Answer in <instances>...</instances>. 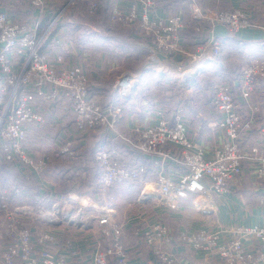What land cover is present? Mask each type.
<instances>
[{
	"label": "built area",
	"instance_id": "obj_1",
	"mask_svg": "<svg viewBox=\"0 0 264 264\" xmlns=\"http://www.w3.org/2000/svg\"><path fill=\"white\" fill-rule=\"evenodd\" d=\"M76 1L9 0L20 6L23 14L0 10V160L23 174L40 176L49 155L35 157L26 144L28 125L45 124L36 97L53 102L64 96L81 136L88 132L111 136L94 151L100 200L88 198L89 202L81 203L78 197L82 195H56L40 183L46 191L43 203L11 207L12 199L25 195V189L11 188L0 181V264H70L67 255L52 251L58 241L53 226L94 232L89 264H111V260L127 264L129 251L122 241L124 222L115 219V212L105 198L106 189L114 183H141L150 174L154 177L155 193L143 192L139 198L142 201L151 199L154 207L176 209L180 202L196 194L202 197L203 204L200 207L194 201L191 205L194 211L206 207L216 214V197L236 184L245 168L253 181L264 182V121L252 100L264 83L262 59H252L243 66L232 84L213 85L211 103L215 114L207 121L212 145L208 138L189 135L193 117L185 115V105L174 102L170 91L168 105L156 100L149 107L148 123L122 131L124 115L118 101L137 95V75L122 72L106 90L107 102L103 104L91 89L96 81L88 77L80 64L66 66L56 45L43 47ZM250 1L264 4V0ZM97 5V0H90L89 11L96 10ZM154 5L155 0H126V3L112 0L110 22L122 28H136L131 35L146 52L147 60L156 66L152 68L156 75L164 76L168 83L176 81L183 91L190 90L200 73V62L207 56L216 60L221 42L213 35L202 36L190 49L191 45L183 42L182 31L187 25L182 16L176 13L158 17ZM190 15L193 27L198 22L206 23L208 30L222 25L230 35L251 28L264 31V25L243 6L211 8L195 5L191 0ZM193 64L195 72L190 69ZM169 70L179 78L168 77ZM244 109L248 110L247 115ZM115 138L134 154L132 164L122 160L120 148L113 142ZM77 140L61 139L58 153L72 162L78 156ZM27 219L40 222L44 228L32 229ZM170 231L169 226L157 219L149 222L141 235L160 264H190L169 249ZM178 239L223 264H264V226H226L214 217L209 226L181 231ZM65 245L68 248L70 240ZM68 252L69 255L74 251Z\"/></svg>",
	"mask_w": 264,
	"mask_h": 264
},
{
	"label": "crops",
	"instance_id": "obj_2",
	"mask_svg": "<svg viewBox=\"0 0 264 264\" xmlns=\"http://www.w3.org/2000/svg\"><path fill=\"white\" fill-rule=\"evenodd\" d=\"M3 1L5 0H2V2ZM6 1L8 2L9 0ZM117 1L120 3H126V0ZM194 3L199 6H209L211 8L221 9L243 6L250 9V12L254 14L257 21L264 25V4L256 1L248 0L242 2L236 0H220L218 3H215L211 0H194ZM0 6H2L0 10L7 9L13 14H23L22 9L11 8L9 7V3L6 7L5 3ZM190 8L191 0H155L154 13L158 17H164L165 15H172L176 13L181 15L187 25L182 31L183 42H185L186 46L191 45L190 49L194 48V44L196 45V42L200 40V37L213 35L220 40L221 46L228 44L229 41H234L235 43L242 45L241 47L244 45L243 52L240 55L241 58H239L243 59L245 57H250L246 61L245 65L255 58H260L264 61L263 30L255 28L243 29L235 35H230L222 25H216L213 29L211 28L208 30V25L206 23L198 22L195 23V27H193ZM68 11L69 10L65 12L63 18L59 24H57L56 29L51 33L43 47L46 48L49 45L47 47L49 49L51 46L55 47L56 44L58 49L57 50L55 48L56 51L61 53L64 57V65L71 66L80 64L84 68L88 77L91 80L93 79L96 81V84L93 85L91 89L92 92L100 97L103 104H106L107 102L106 90L109 88L111 83L121 75L122 72L129 71L137 75L139 83L137 95L130 98H120L118 101L120 106L123 108L124 115L120 128L122 131H128L136 125H144L148 123L149 120L147 110L149 107H153L156 100L161 99H158L159 97L155 95L152 96V99L144 98L143 95L145 93H139L140 89L146 83V77L142 76L141 73L131 71L129 67L124 65L127 60L134 59L135 57L130 54H123L122 50L119 52L113 51L112 48H114V46L112 43L114 42L107 41L105 38L93 39V36H88V33L84 31L85 29L82 30L83 27L80 23H76V25H74L73 21H67L66 18L69 14ZM125 36L131 41L132 45L139 48L133 35L128 33ZM246 47L249 48V50ZM232 48L234 49L233 45ZM214 61L215 60H211L208 56L203 58L200 62L201 66L199 68V75L203 72L202 70H205V68H209L210 65H213L215 63ZM190 69L193 72L197 71L195 64L191 65ZM153 72L155 73V71ZM166 75L174 80L179 78V76H176V73L171 70H169ZM237 77L238 76H235L232 80H236ZM164 80V82H166L167 79L164 78ZM171 83L172 82L168 84ZM162 84L164 83L161 82L160 85ZM173 85H175L177 89L181 90L176 81H173ZM168 92L169 89H165L163 91L164 94L162 99L164 100L161 101L167 102L170 100ZM164 95H168L169 97ZM258 96L259 98L255 99ZM211 97L207 101L208 104L207 102L202 103V110H200L203 113H208L207 121L213 119L215 114L211 103ZM252 100L259 108V112L264 121V83L259 86L257 94L252 98ZM176 102L184 104L185 101L180 99L176 100ZM36 103L37 109L45 117V124L38 126L32 123L28 125L26 138L27 147L31 151V149L36 150L34 143L42 145L46 144L49 148H45L46 150H43L44 153L39 154V156L49 155L50 152L52 154H55L56 152V154L52 156L54 159L47 163L48 165L46 169H44L43 173L38 177L23 174L10 166L11 170H13V174L15 173L17 175L13 176L6 174L7 181H2L3 185L9 186L15 184V186L18 187L21 186L25 189L24 193H26L25 195L13 198L11 201V207H15L17 205L36 206L39 205V203H43L46 200V191L44 188H41L40 183L45 184V186L49 187L56 195H62L63 193L61 194V192H71L77 194L78 196L82 195L79 199L81 203L85 202L82 201L84 199H86V202H89L88 198L99 201L100 199L98 194L100 176L94 163V155L91 154L90 156L88 154V149L93 148L96 145L99 146L103 140L110 138L111 136L108 137L107 134H98L95 132H88L84 136H81L74 126L71 111L67 109L68 99L64 96L59 97L53 102H49L37 96ZM247 114L248 110L244 109V115ZM192 123L193 120L189 123V135H191L192 138L197 139H201L203 137L208 138V143L212 145L213 139L210 137L212 136V133L205 122V118L199 123ZM72 137L77 138V141L80 143L78 145L79 150L77 160L74 164L68 163L66 161L67 158L65 159V157L58 153L60 140ZM116 139L117 138H115V141L113 140V142L119 146L122 160L132 164L134 154L126 151L122 141ZM32 154L35 156L34 153ZM1 163L2 162L0 160V165H2ZM0 173L2 174L1 168ZM45 175L50 177L56 176L59 179H66V181L70 178V176H72L73 179H80L83 177V180H71L66 186L63 185L60 187L56 184L52 185L47 179L49 177ZM63 176L64 178H62ZM65 176L68 179L65 178ZM151 176L152 175L147 174L144 182L141 183L123 182L112 184H131L134 186L133 189H131V195L127 199L126 210H124L125 206L122 208H115L112 207L111 204L109 205L115 212V219L118 222H124L122 241L129 251L127 264H160V262L151 254L150 249L144 243L141 235L142 229L149 224V222H154L157 219L163 221L171 229V242L168 244L169 249L180 259L187 261L190 264L223 263L217 259H208L202 251H196L191 246L182 243L178 239L181 231L190 232L196 228L209 226V223H211L214 217H217L219 221L226 226L232 224L243 226H264V186L252 183V178L247 171H244L241 179L236 184L230 185L225 192L216 197V214L206 210V207H203L202 211H194L191 206L194 201L198 203L200 207H202L203 204L202 197L196 194L187 197L183 203L180 202L176 209L164 210L154 207L151 203V199L142 201L139 198L142 196V193L145 192V186H147L148 183L151 184L152 193H155L154 177ZM112 185L106 189L105 194ZM148 193H150V191ZM121 194L122 191L118 190L114 191L112 196L116 198ZM25 197H28L26 200L30 202L32 201V203L24 202L23 199H25ZM1 216L2 212L0 209V219ZM27 223L36 231L44 228V225L38 221L27 219ZM51 229L58 237L57 243L52 248V251L55 254L67 255L70 264L90 263V257L94 250L93 231H80L72 227L64 226H53ZM66 240H70V246L68 248H66L65 245ZM68 250L74 252L68 255Z\"/></svg>",
	"mask_w": 264,
	"mask_h": 264
},
{
	"label": "rangeland",
	"instance_id": "obj_3",
	"mask_svg": "<svg viewBox=\"0 0 264 264\" xmlns=\"http://www.w3.org/2000/svg\"><path fill=\"white\" fill-rule=\"evenodd\" d=\"M63 3L65 0H62ZM90 0H77L73 5L69 7L68 15H67V21H73V24L76 25V23H80L83 27L82 30L86 31L88 33V36H93L94 38L100 39L105 38L107 41L114 42L112 43L114 48L113 51L119 52L120 50L123 51L125 54L133 55L135 58L131 60H127L126 64H124L126 67H129L131 71L141 73L142 76L146 77V83L145 85L140 89L139 93L144 94V98L152 99L153 95L159 97L158 99H162L163 97V91L165 89H169L170 92H173L174 94V102L176 100L183 99L184 105L186 106L184 109L185 115L188 117H193V123H199L202 119L205 118V122L207 123V116L208 113H203L200 110H202V103L207 102L209 98L211 97L212 93V84L214 82H228L232 84L234 80H232L235 76H238L241 72L242 67L246 64V61L250 57H245L243 59L241 58V53L243 52L242 45H239L238 43L228 42V44H224L221 46V54L218 58L214 61L215 63L213 65H210L209 68H205V70H202L203 72L197 76L194 79V84H192V87L190 90L182 91L180 89H177L173 83L168 84V82H164V76L162 75H156L152 68L156 67L154 66L150 61L147 60L146 54L140 49L136 48L134 45L131 44V41L126 38L125 35L128 33H134L136 32V28H121L119 26L113 25L110 22L109 19V7L111 5L112 0H97L98 5L96 10L93 12H90L88 9ZM0 3H5V7L7 4H11V8H19L22 9L20 6H18L15 3L7 2L6 0L2 2L0 0ZM0 4V5H1ZM2 6H0L1 8ZM10 7V6H9ZM72 7V8H71ZM66 21V20H65ZM85 26V27H84ZM105 35V36H104ZM107 36V37H106ZM56 45V44H55ZM232 45L234 46V49L232 48ZM247 48V47H246ZM249 50V48H247ZM240 57V58H239ZM217 61V62H216ZM125 68V67H123ZM151 71V72H150ZM152 73V74H151ZM154 73V74H153ZM152 77V79H151ZM148 78V79H147ZM161 82L164 84L160 85ZM213 84V85H214ZM162 92V93H161ZM137 93V91H136ZM161 96V97H160ZM166 97H169L168 95H164ZM255 97V95L253 96ZM259 96L255 99H258ZM188 101V102H186ZM181 102V101H180ZM167 105L169 104V100L165 102ZM208 104V102H207ZM208 107V106H207ZM198 116V117H196ZM195 130V129H194ZM190 133V132H189ZM34 140V139H33ZM34 146H36L35 149H31V152L35 154L36 157H39V154L44 153L46 150L45 148H49L48 145H42L39 143H34ZM45 149V150H44ZM44 150V151H43ZM56 154V152H55ZM55 154L49 153V160H53L52 156ZM66 159V158H65ZM64 159V160H65ZM77 158H75L72 162L66 161L68 163L74 164L76 162ZM47 162V163H48ZM48 165V164H47ZM46 165V167H47ZM45 167V169H46ZM247 169L245 168V172ZM52 175V174H51ZM49 178V182L53 185L56 184L58 186L67 185L70 183L71 180H79L82 181L83 177L80 179L75 178L73 179L72 176L66 181V179H59L56 176L50 177L48 175H45ZM64 178V176L62 177ZM255 182V183H254ZM252 183L257 184L259 186H264L263 181H253ZM133 185L131 184H116L112 185L108 192L105 194L106 202L109 203L108 206L111 204L112 207H124V210L127 209V199L132 193ZM122 191V194L118 197L114 198L112 196V193L114 191ZM63 193V194H62ZM65 193V194H64ZM148 193V192H145ZM152 193V188L150 190ZM149 193V194H150ZM62 195L72 194L71 192H61ZM28 197H25L24 202L26 203H32V201H27ZM80 199V197H78ZM143 200V199H141ZM86 201V199L82 200Z\"/></svg>",
	"mask_w": 264,
	"mask_h": 264
},
{
	"label": "trees",
	"instance_id": "obj_4",
	"mask_svg": "<svg viewBox=\"0 0 264 264\" xmlns=\"http://www.w3.org/2000/svg\"><path fill=\"white\" fill-rule=\"evenodd\" d=\"M72 8V7H71ZM69 9V8H68ZM59 24V23H58ZM106 41V40H105ZM140 48V47H139ZM141 50H142V48H141ZM143 52H145L144 50H142ZM122 53H123V51H122ZM123 54H125V53H123ZM145 54H146V52H145ZM221 82V81H220ZM216 83V82H215ZM219 83V82H218ZM213 84H214V82H213ZM213 84H212V86H213ZM139 90V89H138ZM138 90H137V93H138ZM98 147V145H96V146H94L93 148H90V149H88V154L91 156V154L92 155H94V151H95V149ZM2 162V161H1ZM2 165H0V168H1V171H2V174L0 173V181H1V183H2V181L4 182V181H7V177H6V174H10V175H13V176H16L17 174H13V170H11V167H10V165H8V164H6V163H4V162H2L1 163ZM5 166V167H4ZM22 178V177H21ZM3 184V183H2ZM9 187H11V188H14V187H18V186H15V184H12V185H9ZM19 187H21V186H19ZM111 264H115V262L113 261V260H111Z\"/></svg>",
	"mask_w": 264,
	"mask_h": 264
},
{
	"label": "bare ground",
	"instance_id": "obj_5",
	"mask_svg": "<svg viewBox=\"0 0 264 264\" xmlns=\"http://www.w3.org/2000/svg\"><path fill=\"white\" fill-rule=\"evenodd\" d=\"M146 187V189H145V192H149L150 191V188H151V184H147V186H145Z\"/></svg>",
	"mask_w": 264,
	"mask_h": 264
},
{
	"label": "water",
	"instance_id": "obj_6",
	"mask_svg": "<svg viewBox=\"0 0 264 264\" xmlns=\"http://www.w3.org/2000/svg\"><path fill=\"white\" fill-rule=\"evenodd\" d=\"M150 195V194H149Z\"/></svg>",
	"mask_w": 264,
	"mask_h": 264
}]
</instances>
